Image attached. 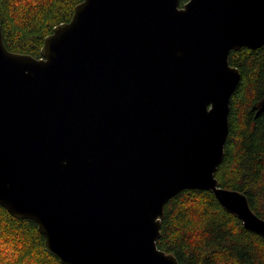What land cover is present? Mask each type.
<instances>
[{"label":"water","instance_id":"1","mask_svg":"<svg viewBox=\"0 0 264 264\" xmlns=\"http://www.w3.org/2000/svg\"><path fill=\"white\" fill-rule=\"evenodd\" d=\"M263 45L264 0H83L39 57L10 51L0 21V204L64 264H180L157 241L186 189L264 236L215 176L241 80L230 53Z\"/></svg>","mask_w":264,"mask_h":264},{"label":"trees","instance_id":"2","mask_svg":"<svg viewBox=\"0 0 264 264\" xmlns=\"http://www.w3.org/2000/svg\"><path fill=\"white\" fill-rule=\"evenodd\" d=\"M83 0H0L4 42L10 51L41 56L45 38L69 22ZM187 0H181V6ZM230 62L241 72L231 97L229 134L215 176L222 187L244 192L264 218V45L232 50ZM160 249L180 264H264V236L244 227L211 190L186 189L165 205ZM0 264H64L45 247L31 219L13 216L0 204Z\"/></svg>","mask_w":264,"mask_h":264}]
</instances>
